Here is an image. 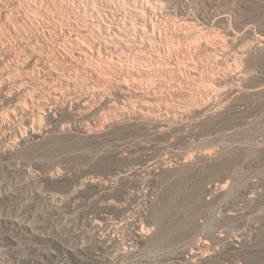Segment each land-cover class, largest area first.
Wrapping results in <instances>:
<instances>
[{
  "label": "rangeland",
  "instance_id": "374dc122",
  "mask_svg": "<svg viewBox=\"0 0 264 264\" xmlns=\"http://www.w3.org/2000/svg\"><path fill=\"white\" fill-rule=\"evenodd\" d=\"M0 264H264V0H0Z\"/></svg>",
  "mask_w": 264,
  "mask_h": 264
},
{
  "label": "trees",
  "instance_id": "16d2710c",
  "mask_svg": "<svg viewBox=\"0 0 264 264\" xmlns=\"http://www.w3.org/2000/svg\"><path fill=\"white\" fill-rule=\"evenodd\" d=\"M67 240H68V238L64 239L65 243L67 242ZM94 248H96V250H99L98 253H101V251L103 250L100 245H96L95 243H90V244H86V245L81 246V247H77L74 250L67 248V250H64V251H65L66 255H69L71 258L72 257L77 258L76 254H78V253H81V254L85 255L86 257H91Z\"/></svg>",
  "mask_w": 264,
  "mask_h": 264
},
{
  "label": "bare ground",
  "instance_id": "6f19581e",
  "mask_svg": "<svg viewBox=\"0 0 264 264\" xmlns=\"http://www.w3.org/2000/svg\"><path fill=\"white\" fill-rule=\"evenodd\" d=\"M113 34L117 35V33H116V32H113Z\"/></svg>",
  "mask_w": 264,
  "mask_h": 264
}]
</instances>
